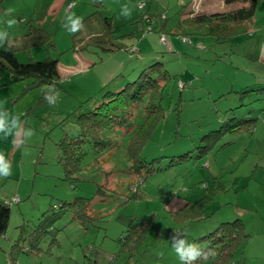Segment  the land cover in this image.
I'll return each mask as SVG.
<instances>
[{"label":"rangeland","instance_id":"374dc122","mask_svg":"<svg viewBox=\"0 0 264 264\" xmlns=\"http://www.w3.org/2000/svg\"><path fill=\"white\" fill-rule=\"evenodd\" d=\"M125 4L132 8L130 19L120 16ZM227 5L224 0H0V27L10 18L4 16L8 8L25 21L9 29L11 39L41 24L47 26L55 45L20 48L19 60L56 56L62 72L59 99L50 104L41 101L45 84L27 89L30 78L15 79L0 64V104L22 114L24 127L35 131L26 141L22 131L15 137L0 136V153L11 165V175L0 176V199L20 196V201L10 202L9 227L0 239V264H97L96 260L98 264H180L169 240L174 230H184L187 239L201 247L199 237L236 218L245 221L250 236L234 264H264V90H252L264 87V0L245 23L246 30L226 38H220L226 32L213 30L215 25L193 21L197 14L222 12ZM69 13L83 18V28L74 34L64 27ZM97 15L112 17L114 26H120L110 39L124 48L111 52L100 44L81 48L80 41L87 40L97 25ZM163 23V31L151 30ZM180 23L184 29L178 27ZM177 28L188 34L176 33ZM74 42L78 50L71 49ZM156 60L164 61L173 77L166 86L165 114L142 156L146 161L167 156V163L192 151V158L152 173L140 186L132 184L125 151L134 133L118 131L123 144L108 150L101 160H95L92 144L86 145V167L71 184L60 162V141L77 134L79 127L75 116H68L81 104L95 106L107 90H120ZM183 81L185 85L180 84ZM245 88L252 91L243 94ZM232 116L258 121L250 130L227 132L207 156L199 157L202 136L221 128ZM143 117L140 111L137 122ZM204 182L208 189L225 185L206 209L208 217L187 223L176 220L172 213L197 201L206 191ZM136 186L142 196L122 205ZM78 196L91 198L104 215L101 221L86 225L68 210L54 224L58 231L47 233L32 251L31 232L45 212L58 211L61 202ZM153 213L148 238L132 255L124 245L126 230ZM94 246L102 250L91 253Z\"/></svg>","mask_w":264,"mask_h":264},{"label":"trees","instance_id":"16d2710c","mask_svg":"<svg viewBox=\"0 0 264 264\" xmlns=\"http://www.w3.org/2000/svg\"><path fill=\"white\" fill-rule=\"evenodd\" d=\"M224 2L232 5L233 8L223 12L197 14L194 16L193 21L197 23L208 22L211 25H215L216 28H213V30L226 32V34L220 36V38H226L237 34V31L241 28L246 30L248 22L253 19L257 11L260 0H224ZM95 17L98 18V15ZM98 19L104 25L103 32L87 38L81 48H87L91 44L103 45L106 52L124 48L126 45L110 39L112 32L120 30L119 25L114 26L112 17L103 16V18L99 17ZM164 25V23L161 27L152 25L151 30L163 31ZM180 26L184 29L182 23L178 27ZM185 30L178 32L177 28L176 33L188 34ZM51 39L47 26L33 25L22 36L11 39L10 51L0 48V64L15 79L30 78L31 81L28 83L27 89L49 83L55 84L56 88L60 89L62 87V76L59 68V57L48 55L43 59L30 58L28 61L22 62L17 56L20 48L30 49L33 46L46 43L51 45V47L55 46ZM80 43L82 42L80 41ZM76 46L77 42H74L71 49H76ZM116 77L114 76L108 84ZM172 77L173 75L165 65V62L156 60L143 67L138 76L126 82L120 90H107L95 106L87 108V105L81 104L73 111L68 118L75 116L79 131L75 135L67 134L60 141L62 149L60 162L66 172L65 178L71 184L80 179L79 173L86 167L84 162L88 153L86 151L88 143L92 144L94 148L95 160H101L100 157L112 148L120 149L123 139L118 137V131L134 133L129 138L125 151V157L129 164L127 171L134 178V180H131L132 184L135 181L138 185H141L152 173L166 170L191 159L192 151L185 152L167 163H165V157L167 156H157L149 161H146L142 156L143 148L165 114L163 101L166 86ZM120 84L118 86L123 85V83ZM183 85H185V82ZM252 90H264V87ZM252 90L245 88L241 92L244 94ZM90 100L91 98L87 101ZM41 101H44L43 96ZM140 111L143 112L144 117L138 123L137 117ZM257 121V117H230L229 121L221 125V128L211 130L202 136L203 144L199 146L198 156H207L218 140L227 132L250 130ZM139 186L133 189L132 196L123 201L122 205H127L132 199L142 196ZM202 186L207 188L197 201L182 210L172 213L176 220L187 223L208 217L206 209L216 199L218 193L225 190V185L221 182L215 188L208 189V184L204 182ZM14 201H20V196L8 201L0 199V239L6 234L9 227L12 212L10 202ZM59 207L58 211L45 212V215L40 218L39 223L31 232L33 235L32 242H34L31 247L32 251L38 248L40 241L47 233H56L58 231L54 224L68 210H71L75 217L86 225L95 224L104 217L102 212L94 208L91 198L86 196H78L72 201L61 202ZM154 219L155 214L153 213L150 217L138 222H132L128 226L127 234L124 237V245L129 248L132 255H135L147 240ZM21 236H23V233H21ZM249 236L250 233L242 218L220 223L213 231L197 239L198 242L204 243L201 248H212L215 251V255L201 258L196 264H205L207 262L209 264H234L238 251L244 246ZM101 250V248L94 246L91 253H99ZM87 253L90 254L89 251ZM96 263L98 264L97 260Z\"/></svg>","mask_w":264,"mask_h":264},{"label":"clouds","instance_id":"9594fccd","mask_svg":"<svg viewBox=\"0 0 264 264\" xmlns=\"http://www.w3.org/2000/svg\"><path fill=\"white\" fill-rule=\"evenodd\" d=\"M93 2L100 3L102 0H93ZM4 16L10 18L2 21L5 26L0 27V48H4L5 51H10L11 33L9 29H12L18 24H23L25 21L23 19H18L12 8L5 9ZM120 16H123L125 19H130L132 16V8L127 4L123 5L120 11ZM83 26L82 17H78L74 13L66 15L64 27L70 33L74 34L80 31ZM42 96L47 103L53 104L59 99V90L53 83L46 84L43 86ZM21 115L22 114L20 113L10 112L0 104V136H3L4 138L9 136L15 137L16 134L21 131L23 132L24 141L34 136L35 131L33 129L24 127ZM10 175L11 165L5 159L3 153H0V176L8 177ZM169 240L173 250L180 258L181 264H196L201 258L215 255L214 249H203L195 242L189 241L187 239V233L184 230H174L173 235Z\"/></svg>","mask_w":264,"mask_h":264},{"label":"crops","instance_id":"0c3cea01","mask_svg":"<svg viewBox=\"0 0 264 264\" xmlns=\"http://www.w3.org/2000/svg\"><path fill=\"white\" fill-rule=\"evenodd\" d=\"M213 3V2H212ZM225 3V2H224ZM71 3H69V5H70ZM225 5H227L226 3H225ZM227 9L225 8V10L224 11H226V10H229V9H231V8H233L232 6H229V5H227ZM220 12H221V10H219ZM223 12V11H222ZM211 13H213V12H209V14H211ZM181 21H185L184 19H182ZM181 24V23H180ZM38 25H41V24H38ZM103 30H104V25H103V23L98 19V22H97V25L95 24V27H92V29L89 31V34H87L86 35V38H89L90 36H92V35H95V34H100V33H102L103 32ZM82 43H84V41L82 42ZM130 47V46H129ZM130 48H132V47H130ZM74 50H78V48L76 47V49H74ZM76 56H77V59H80V55H78V53L76 54ZM59 68H60V72H61V64L59 63ZM61 76H62V72H61ZM116 76V75H115ZM113 78V77H112ZM111 78V79H112ZM110 79V80H111ZM109 80V81H110ZM109 81H107V83L105 84V85H107L108 84V82ZM104 85V86H105ZM103 86V87H104Z\"/></svg>","mask_w":264,"mask_h":264},{"label":"built area","instance_id":"2783aa9c","mask_svg":"<svg viewBox=\"0 0 264 264\" xmlns=\"http://www.w3.org/2000/svg\"><path fill=\"white\" fill-rule=\"evenodd\" d=\"M145 3H141V6H143ZM70 7H72V4H70ZM180 84H182L183 85V83L182 82H180ZM16 200H17V198H16Z\"/></svg>","mask_w":264,"mask_h":264}]
</instances>
